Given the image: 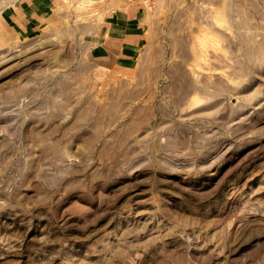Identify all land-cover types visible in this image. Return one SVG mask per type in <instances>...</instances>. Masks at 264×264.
I'll use <instances>...</instances> for the list:
<instances>
[{
	"label": "rangeland",
	"instance_id": "374dc122",
	"mask_svg": "<svg viewBox=\"0 0 264 264\" xmlns=\"http://www.w3.org/2000/svg\"><path fill=\"white\" fill-rule=\"evenodd\" d=\"M145 2L129 73L0 44V264H264V0Z\"/></svg>",
	"mask_w": 264,
	"mask_h": 264
},
{
	"label": "crops",
	"instance_id": "0c3cea01",
	"mask_svg": "<svg viewBox=\"0 0 264 264\" xmlns=\"http://www.w3.org/2000/svg\"><path fill=\"white\" fill-rule=\"evenodd\" d=\"M146 11L145 0H0V44L64 29L98 69L129 73L148 43Z\"/></svg>",
	"mask_w": 264,
	"mask_h": 264
}]
</instances>
